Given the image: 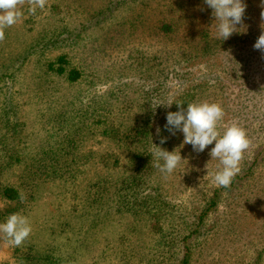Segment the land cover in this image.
<instances>
[{
    "label": "rangeland",
    "instance_id": "374dc122",
    "mask_svg": "<svg viewBox=\"0 0 264 264\" xmlns=\"http://www.w3.org/2000/svg\"><path fill=\"white\" fill-rule=\"evenodd\" d=\"M245 3L243 25L208 51L199 47L217 34L213 10L204 0H48L35 15L24 6L22 21L7 28L0 42V183L20 188L26 198L0 196V222L19 212L30 219L32 232L19 247L0 240V264H50L55 256L63 264L67 256L72 264H126L128 257L131 264H182L181 238L195 230L202 196L217 188L213 177L221 166L209 155L215 142L197 153L183 144L182 132L161 136L167 139L158 146L177 149L184 159L169 176L153 160L141 189L146 196L160 187L170 211L164 232L151 224V213L143 215L146 222L141 217L138 230L126 223L91 229V219L104 212L95 201L98 184L107 175L114 178L109 180L115 184L109 200L114 216L122 222L139 219L127 207L117 209L120 194L114 190L125 176L139 175L132 155H152L155 147L145 145L147 139L127 144L113 137H122L115 129L142 126L157 134L159 128L161 135L167 113L185 93L195 92L194 102L223 107L221 133L244 118L239 115L243 97L245 103L258 100V120L264 123V53L253 47L264 8L261 0ZM164 23L174 25L171 34L161 30ZM204 29L210 36L201 41ZM65 52L69 67L84 70L76 83L47 69ZM228 60L244 65L240 73L247 74V83L221 77L220 64ZM253 90L260 92L253 95ZM250 139L253 149L257 135ZM258 170L264 176V167ZM261 181L255 188L261 196L235 230L229 227L234 220L224 221L226 212L206 218L195 233L191 264H264V256L257 262L264 232L258 228L264 219ZM224 209L229 211L226 204L220 206ZM122 233L128 241H121Z\"/></svg>",
    "mask_w": 264,
    "mask_h": 264
},
{
    "label": "trees",
    "instance_id": "16d2710c",
    "mask_svg": "<svg viewBox=\"0 0 264 264\" xmlns=\"http://www.w3.org/2000/svg\"><path fill=\"white\" fill-rule=\"evenodd\" d=\"M161 30L165 34H171L174 31V25L172 23H164L161 27ZM200 35L202 37L201 41L206 35L210 36L206 29H204L200 33ZM221 42H223L221 38L211 36L210 40H205L204 43L199 47V49L208 51L214 46H219ZM70 58L71 57H69V53H62L56 57V60H53L47 64V69L56 73V75L66 76V80L70 83H76L83 77L84 70L80 67H69V64L71 63ZM251 59L255 61L254 58H248V60ZM211 62L212 64H214L217 61L213 59ZM237 64L238 63L230 60L223 61L220 64V68L223 73L221 77L225 78L226 76H230L231 80L235 83H247V74L240 73L242 72L244 65L238 64V67ZM244 72H247V69ZM185 75L183 74V76ZM255 92L258 93L260 91L253 90V95H255ZM196 99H198L197 95H195V92L191 91L190 93H185L184 95L179 97L176 103H183V107L186 108L187 104L194 102ZM245 99L246 98L243 97L242 101H239V103L242 104V107L239 110V115L244 116V118L239 119L238 124L247 130L249 138L251 137V135L254 137L255 135H257L258 143L253 147V149L252 147L250 148L249 155H246V153L244 154V159L240 164V172L235 176L229 187H217L212 191L211 195L205 193L202 196L204 201H202L201 205H204L202 206V211L198 217L197 226L195 230L189 231L187 234H185L180 241L184 250L182 264H191L194 252L193 245L194 243L196 245L195 233L199 232V230L203 226H205L207 217L211 218V215H214L215 213L226 212L227 214L224 221L230 220V222H232L234 220L233 227L230 226V224L229 227L230 231L235 230L238 220L244 218L247 215L248 209L255 205V200L262 194H256L255 188H259L260 182H262L261 180L264 178L263 173H259L258 170L260 167H264V138L259 139L261 135L264 136V123L258 120L259 116L257 112L258 110H260V105L257 98L255 99L257 100L256 102L248 100L250 102L246 103L243 102V100ZM176 103L171 112L179 110V107ZM164 126L165 125H162L161 135H157L156 133H153V131L151 133H148L150 132V129H148V127L142 128V126H138L137 128L134 126L132 128H129V130H123L122 128L115 129V132H117V134L122 137H116L115 135H113V137L123 139V141L127 142V144L130 145L134 144V139H138L143 142H145L144 140L147 139L145 145L150 144V146L155 147L154 144L157 146L159 145L161 136L169 133V131L166 130ZM145 154L146 153L144 152H138L132 155V161L136 163V171L139 175L125 176L124 180L121 181L120 189L118 191L114 190V194H120V196L118 197L117 209L123 211V209L127 207V211L134 216H138L139 219L130 221L127 217H124L126 219L122 222L120 218L114 216V210L112 208V205H110L111 202H109V200L110 198H113L112 186H115V184L110 182L109 180L115 182V179L110 177V175H107L106 179L104 178L102 183L98 184L100 191L99 198L97 196L95 197V201L101 204L104 212H102L100 216L95 215V217L91 219V229L97 228L98 231H104L106 227L113 226L114 223L121 224L122 226L123 223H126V225L130 228L132 227L133 230H138L137 224L142 220L141 217H143L145 219L144 221L146 222L147 217H144L143 215L151 213V224H155V228H157V231L159 232L166 231L165 222L169 220V218H167V214L170 213V211H166L168 209V207L166 206L167 201L164 195L159 192L160 187L159 189L153 190V192L148 193V195L146 196L141 195L142 186L147 184L146 178L153 171V166L150 165L152 163V156L151 154ZM9 155L12 156L13 153ZM117 157L118 162L122 160L119 154L117 155ZM11 158L12 157H10V159ZM1 170L2 169H0V172ZM3 170L5 171V169ZM201 191L205 192V187ZM21 193L22 192L20 188L0 183V196H2L4 199L18 201L20 200ZM222 204H226L229 211L226 209L220 211V206ZM258 228H262L264 230V219L261 220ZM166 234L167 232L164 236H166ZM170 234L172 233L170 232ZM121 239V241L123 242L128 241V237L123 235V233L121 235ZM260 243L262 245V248L258 249L259 251L257 255V262H259L260 259H262V257L264 256V232H262V240ZM260 243L258 242L256 243V245H260ZM124 255L128 257V253L126 251H124ZM110 257L113 259V261L116 258L114 256ZM33 258L34 256L29 255L28 261H32ZM66 259V264H72V262L69 261L68 256L66 257ZM64 262V259L55 256L50 264H63ZM126 264H131L130 257L127 258Z\"/></svg>",
    "mask_w": 264,
    "mask_h": 264
},
{
    "label": "clouds",
    "instance_id": "9594fccd",
    "mask_svg": "<svg viewBox=\"0 0 264 264\" xmlns=\"http://www.w3.org/2000/svg\"><path fill=\"white\" fill-rule=\"evenodd\" d=\"M211 8L214 17L216 34L218 38L227 40L238 31L237 26L243 25L247 4L245 0H204ZM48 0H0V42L5 39V30L22 21L24 12L22 9L27 5V11L35 15L37 10L45 9ZM264 8V0H261ZM261 34L254 44V49L264 53V11H261ZM178 111H169L166 115L165 129L172 135L177 131L184 136L183 144L192 145L195 152H203L209 145L215 142L209 155L212 160H218L220 170L214 174V183L217 187L227 188L231 185L235 176L240 172V164L244 154L251 146V139L247 130L238 123L227 126L223 132L218 125L223 120L225 112L218 102H192L183 107V103H176ZM172 103L167 104L171 107ZM160 129H157V135ZM167 138H161L160 143L166 142ZM152 153L154 166L165 176L171 175L184 160L177 149L167 151L155 145ZM163 161V163H160ZM209 163L206 165L208 169ZM26 197L20 195L21 202ZM32 225L30 219L21 214L9 215L5 222H0V240L13 247H19L30 236Z\"/></svg>",
    "mask_w": 264,
    "mask_h": 264
}]
</instances>
